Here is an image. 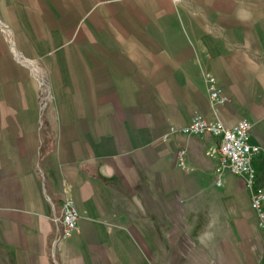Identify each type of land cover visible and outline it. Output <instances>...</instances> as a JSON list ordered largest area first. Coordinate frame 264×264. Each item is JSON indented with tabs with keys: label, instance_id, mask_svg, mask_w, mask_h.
Returning <instances> with one entry per match:
<instances>
[{
	"label": "crops",
	"instance_id": "0c3cea01",
	"mask_svg": "<svg viewBox=\"0 0 264 264\" xmlns=\"http://www.w3.org/2000/svg\"><path fill=\"white\" fill-rule=\"evenodd\" d=\"M196 115L252 122L264 187V0H0V264H264L252 189L178 130Z\"/></svg>",
	"mask_w": 264,
	"mask_h": 264
},
{
	"label": "built area",
	"instance_id": "2783aa9c",
	"mask_svg": "<svg viewBox=\"0 0 264 264\" xmlns=\"http://www.w3.org/2000/svg\"><path fill=\"white\" fill-rule=\"evenodd\" d=\"M208 93L213 107L226 102L227 98L223 94L214 75L208 77ZM40 86V108L44 110L52 100L50 80L48 76L41 72L38 78ZM252 122L247 118H242L232 125L226 124L219 116L212 120L196 115L186 125L178 130L188 134L210 133L219 139V152L221 155V165L219 170L229 171L243 177L245 184L252 189L251 207L256 214L259 227L264 230V187L258 186L256 181V170L253 166V157L260 152L261 147L250 142V131ZM172 130H177L172 128ZM165 138L168 135H164ZM186 149L178 151V164L185 163ZM220 183V180H218ZM80 213L75 205L74 199L66 197L62 202L61 214H54L52 219L61 225L62 236L69 237L77 229Z\"/></svg>",
	"mask_w": 264,
	"mask_h": 264
}]
</instances>
